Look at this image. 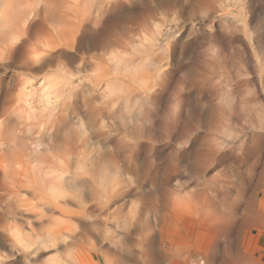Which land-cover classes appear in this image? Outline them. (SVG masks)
Instances as JSON below:
<instances>
[{"label":"clouds","instance_id":"obj_1","mask_svg":"<svg viewBox=\"0 0 264 264\" xmlns=\"http://www.w3.org/2000/svg\"><path fill=\"white\" fill-rule=\"evenodd\" d=\"M104 2L73 0L71 8L76 10L77 27L87 26L97 42L71 67L62 57L53 56L61 45L41 41L38 35L29 39L26 31L29 21L35 18L56 35L63 22L49 16L48 10L61 7L57 0L25 4L22 7L28 11L22 18L12 23L6 19L0 25V71L11 69L16 77L12 111L24 121L21 128L35 133L36 138L41 133L51 135L57 117L66 114L73 101H80V114L61 144H42L37 139L36 143L29 140L18 145L15 138L0 140V151L7 154L5 166L17 182L28 181L23 186L35 187L39 193L27 205H20L11 219L0 218V264H51L53 260L55 264H251L225 226L233 216L264 215V197L249 203L243 183L253 177L245 158V144L251 154L258 136L264 150V89L258 88L254 100L239 106L242 122L228 112L220 117V127L211 137V143L219 151L232 150L225 154L237 165L230 173L216 177L211 187L203 186L205 199L210 197L216 204V217L210 221L217 230L215 239L209 242L205 235L197 244L179 248L153 245L146 249L141 237L132 235L139 228L141 205L134 201L126 211L121 204L109 207L121 189L135 180L134 173L121 176L112 149L101 147L105 134L110 135L117 125L120 131H127L122 116L126 119L128 100L113 92L112 85L117 79L126 80L128 88L136 85L137 81L127 75L131 70L128 65L133 63L143 69L141 75L150 91L163 88L168 77L174 82L181 65L193 55L185 49L184 37L178 29L182 24L195 28L193 6L208 5L213 0H142L146 8L142 21H133L116 34L103 31L100 13H93ZM0 5L6 18L10 10L21 8L13 0H0ZM62 7L63 11L68 10L66 5ZM198 15L200 27H210L212 17L203 22V14ZM120 60L126 63L122 65ZM96 67L105 70L99 81L97 72L89 70ZM50 84L55 87H49ZM102 84L106 87L101 88ZM233 120L237 123L233 124ZM225 126L231 128L230 135L222 131ZM259 170L264 172V164ZM62 200L77 205L73 215L78 220H73L69 227H63V221L55 227L45 226L46 220H60L50 212L60 208ZM84 233L89 234L87 248L78 242ZM49 249H56V256L42 257L41 253ZM261 255L264 256V250Z\"/></svg>","mask_w":264,"mask_h":264},{"label":"bare ground","instance_id":"obj_2","mask_svg":"<svg viewBox=\"0 0 264 264\" xmlns=\"http://www.w3.org/2000/svg\"><path fill=\"white\" fill-rule=\"evenodd\" d=\"M135 1L136 0H132L131 3L126 4L124 0H105L104 6L102 8H94L93 13L97 11L100 13L103 31L110 33V28L117 26V23H119L118 18L123 14L127 13V16L136 14L130 13V15V11L128 12V6H130V8L132 6H135L133 4ZM33 2H35V0H13L14 4L20 6ZM57 3L61 5V7L50 8L48 10V15L54 19H60L63 22V27L69 25V29L66 28L67 30H65L62 27L56 35H53L51 31L47 30L43 25L40 33L35 32V34H31L29 26H27L26 31L28 33L29 39H33L38 35V38L41 41L51 43L53 46L61 45L60 47L56 48V52L53 53V56L58 55L62 57L68 63L69 67H71L75 62L79 61L81 56L89 47H96L97 37L88 31L87 26L79 28L77 27L75 23L76 10L71 8L73 0H57ZM138 4H140L141 8H139V6L137 5V9H141V12L143 13L142 14L140 12V14L142 15H137L140 16L138 17L139 21L137 22H140L145 15L146 8L142 6V0L141 2H138ZM64 5L67 6V11H63L62 6ZM27 11V9L20 8L19 11H16L15 13L12 12V14L14 13L13 16L10 10V14L8 13V16H11L10 18H8L7 16L8 22H14L18 18H22ZM61 12H63V15H61ZM192 12L196 16V18L193 20V23H196V27L192 28L187 24H182L180 29H178L179 34L184 37L185 49L188 51H192L193 55L181 65V72L177 75L178 81L176 83H178V88L175 87L177 90H175L176 92L174 91L175 93L173 94V98H170V101L171 99H173V106L170 109L168 108V110L165 109L166 111L163 109L161 111L159 107V104L161 105V102L164 100H161L162 91L168 85L170 77L167 78V81L163 88H157L155 91H150V85H147V82L143 80L141 75L143 69L135 63L128 65L131 70L127 73V75L130 76L133 80L137 81L136 85L131 88L125 87L128 82L126 80L122 82L119 79H117L112 85V91L115 93H117V91L119 92V90L121 89H125L128 92L132 90L134 93L132 97L130 95V98H127V107L129 111L126 114V119L122 116V119H124V126L127 131H120V126L117 125V128L113 129L110 135L105 134V139L101 143V147L112 149L113 153L115 152L113 155V159H115V154L119 151H122L123 154H127L133 152L135 148L139 149L141 145L143 146H141L142 148H145L143 145L145 141H151V139L153 140V138H155L157 135H161V137H163L166 134L165 136L167 137V134L173 133L174 135V133H176V135H174L175 138H173L174 141H177V145L173 143L177 146L176 148H178L179 144L181 143H190L189 147L184 150L183 154L187 155L190 152L193 154L191 159L194 158V160H191V171L196 178V182L195 187L193 185V189H189L190 192L189 190L186 191L189 196L186 195V192H184V196H188L187 202L190 203L189 207L190 210H192L191 212L193 213L191 214L195 216L197 221L203 223L206 231L212 235L213 239H215L217 230L211 227L210 221L216 217V204L210 197L208 199H205L203 195V186L207 185L208 187H211L215 183L216 177H218L219 175H226L230 173V170H228L229 166L235 168L237 165L236 161L230 160L229 156L225 154L226 152L232 150L225 148L224 152L219 151L216 146L211 143V137L220 127V117L228 112H232V114L237 117V120L239 122H242L244 117L239 110V106L241 104H247L249 101L254 100L257 97L258 88L264 89V0H213V2L208 5H194ZM137 13L139 14V11ZM257 13L261 14L257 17ZM198 14H203V17L205 18L203 22H206L209 16L212 17L210 27H200V16ZM0 15L1 22H5L3 20V12ZM37 15H39V13H37ZM253 19H256L255 24H253ZM33 20L36 19L34 18ZM33 20L31 21L33 22ZM125 20L128 19L125 18ZM133 20L134 19H130V22L132 23ZM118 28H120V26ZM122 29L121 31L119 29L116 33H119V31L122 32ZM116 33L114 31V33L112 34ZM23 42L24 41H22V43ZM119 62L122 65L126 63L123 60H120ZM89 70L97 72V81L102 79L105 75V70L102 67H96ZM139 70L141 71L140 75L138 73ZM49 87H55V84H50ZM100 87L104 88L106 87V85L102 84ZM139 87H142L141 90H144L143 88H145V90L141 92ZM136 89L139 90V92H134L136 91ZM6 91H4L5 96H3L5 100L0 109V121H3V123L0 124V140H3L4 138H15L18 145L25 144L29 140H32L33 143H36L37 139L39 140V143L42 144H61L64 140V137L69 133L71 129V121L75 122L76 115L80 114V101L79 99H77L73 101L72 105H70L66 109V114H62L57 117L55 121L54 131L51 135L41 133L40 137L36 138L35 133L29 131L27 128H21V125H23L24 121L20 119L21 116L19 114L12 111V106L14 103V93L12 92V90L6 89ZM77 95H79V93ZM164 96L166 95L164 94ZM138 109L141 110L139 113L137 111ZM17 118L22 120V122L20 121V124H16L15 120ZM237 120H233V124L237 123ZM17 129H20L19 134H17ZM222 131H224L225 135H230L232 130L230 127L225 126ZM161 133L165 134L162 135ZM159 138L160 137H158V140ZM166 139L168 140V138ZM153 147L154 146H152V148ZM251 147L255 149V151L251 154L248 153L249 145L247 143L244 147V152L246 154L245 158L249 160V172L253 174L251 180L245 179L243 181L244 185L247 188L249 203L258 200L261 197H264V191H261V188H264V179H262V177H264V172L259 171L260 173L257 174L259 175V178H257V182L252 185L253 180H255L254 176H257L255 175L257 173V166L259 165L260 160H262L261 154H264L262 153V145L258 136L253 141ZM172 148L174 149L175 146L173 147L172 145ZM172 148L171 150H173ZM182 148L184 149L183 146ZM148 150L150 149L148 148ZM155 152L157 151L154 150V154ZM139 153L140 151L138 152V154ZM150 154L151 153H149V155ZM183 154L178 152V150L177 152H175V156L179 158L180 161L184 157ZM119 155L117 157L122 158L119 157ZM125 156L126 155H124V157ZM136 156L138 155H135V157ZM6 157L7 154L0 151V193H3V195H0V218L7 217L11 219V216L17 212V209L20 205H27L30 200L37 198L39 193L36 191L35 187L23 186L25 183H28V181L17 182L14 175L5 166L7 164ZM146 157L147 156L145 155L144 159L147 160ZM149 157L150 156H148V158ZM136 158L138 159V157ZM124 159L125 158H123V160ZM128 159L125 160L128 161ZM144 159L141 160L143 161ZM146 160L144 162H146ZM225 160H228L229 162L224 163ZM136 161L134 160V162ZM142 161L140 162L142 163ZM146 163V165H148V162ZM241 163H243V160L241 161ZM127 164L128 162L126 163V165ZM143 164L144 167L145 163ZM129 165L130 164H128V166ZM191 165L187 164L186 167L189 166L191 168ZM128 166L122 168L125 169ZM119 167L121 168V166ZM146 167H148L149 169L150 165ZM181 167H183V165ZM186 167L184 166L183 168L188 170V168ZM143 171L145 170L143 169ZM126 172L128 173V171ZM133 172L135 173L136 171ZM137 174L139 175V173ZM180 174H177V176L179 177ZM136 176L137 175L135 174V177ZM147 177L144 172V174H141L140 178H135L136 180L140 181L139 185L138 182H134V184L138 185V188H141V193L139 192V189H137V192L140 193V197L142 200H148L150 195L151 199L153 200L151 202L152 204H154L153 207H157L160 205L166 210L171 211L172 209L173 211H175L174 209H179L180 207L186 205L184 204L187 203L184 202L186 199H182L184 198L183 191H180V193H182V198L173 196L172 190L176 188H173L172 190L169 188H164V191L161 193L160 197H158L154 193L152 194V192L151 194L148 193L147 188L150 182L148 181L149 179L147 180ZM176 179L174 181V184H177ZM13 183H15L16 186L10 187V185ZM134 184H132L131 186L125 185L121 189L118 198L114 200L109 207L112 208L116 207L117 204H121L123 205V208H127L128 204H130L132 201L131 197L134 194V192L132 191V186ZM134 191L136 190L134 189ZM259 192L261 193L260 195ZM178 193L179 192H177V194ZM137 196L139 198V194ZM13 200L19 202L17 206L18 208L16 207V202ZM11 202H15L14 207L16 208L10 205ZM76 210L77 205L73 201L62 200L60 201V208L53 209L50 212V215L59 217L60 220H46L44 224L48 227H55L56 225L60 224L61 221H63L64 223L62 226L69 227L73 220H78V218L73 215ZM168 212L170 213V211ZM26 215L31 216L32 214L27 213ZM225 227L226 230L235 237L238 250L250 258L251 264H262L257 260L258 258H255V256H250L247 253L248 250L247 252L244 250L245 245H243L242 247L240 244V239L243 237L240 238V236L246 228L257 230L260 233V230L264 231V215L246 214L245 216L239 218L233 216L227 220ZM144 228L139 229L136 233L142 238L140 242L143 245L147 246L148 243H145L150 236V229ZM247 232L248 230L246 231V233ZM88 237V233H84L79 237L78 242L84 248H87V245L89 243ZM244 240L245 239H243L242 241ZM249 240L250 239H248L247 241L249 242ZM173 244L171 243L170 246H172ZM247 246L246 248L249 247ZM56 254V249H49L47 252H42L41 256L44 258L55 257ZM85 258L86 256L84 257V259ZM17 259H19V257H17ZM263 259H261V262ZM51 264H55V260H53Z\"/></svg>","mask_w":264,"mask_h":264},{"label":"rangeland","instance_id":"obj_3","mask_svg":"<svg viewBox=\"0 0 264 264\" xmlns=\"http://www.w3.org/2000/svg\"><path fill=\"white\" fill-rule=\"evenodd\" d=\"M67 1V0H66ZM135 5V6H132V5ZM131 6L132 7H134V8H130V6H128V8H129V10H128V12H129V14L131 13H136V14H134V15H132V16H135V17H132V16H127L126 14H123L122 16H120L119 18H118V22L119 23H117V26H118V24H119V26H120V28H118L117 26V28L116 27H113V28H110V33H114V31H115V33L116 32H118V30L120 29V31H121V29H122V27H123V29L125 28V26L126 25H128V23H131L130 22V19H134L133 21H135L136 19V22L137 21H139V18L138 17H140V16H137V15H142L143 13L141 12V9H137L138 8V6H139V8H141L140 7V4H138V2L136 3V1L133 3ZM138 5V6H137ZM21 8H23L22 7V5H21ZM15 9V8H14ZM12 9L11 10V14H12V12H16V11H19V10H17V9ZM135 9V10H134ZM139 11V14L137 13L138 11ZM136 11V12H135ZM3 11H2V6L0 5V14L2 13ZM140 12L142 13V14H140ZM13 13V14H14ZM9 14H10V12H9ZM12 14V15H13ZM128 14V15H129ZM130 14V15H131ZM126 15V16H125ZM1 16V15H0ZM11 16V15H10ZM10 16H8V18H10ZM14 16V15H13ZM136 16H137V18H136ZM121 17H123V18H121ZM128 17V18H127ZM132 17V18H131ZM125 18L126 19H128V20H125ZM130 18V19H129ZM7 18L6 17H4V15H3V20L5 21ZM120 20H121V22H120ZM10 21V20H9ZM132 21V22H133ZM7 22H8V20H7ZM2 23H4V22H1V20H0V24L1 25H3ZM8 23H12V22H8ZM32 23V24H31ZM28 26H29V30L31 31L30 33L31 34H35V32L36 33H40L41 32V30H42V24H41V22L39 21V20H33V22L31 21V22H29L28 23ZM31 26V27H30ZM31 28V29H30ZM66 28H68L69 29V25H67V26H65V27H63V29H65V30H67ZM116 28V29H115ZM112 29H113V32H112ZM122 29V30H123ZM120 31H119V33H120ZM137 43H139V41H136ZM135 42V43H136ZM172 52H174V46H173V48H172ZM74 54V53H73ZM140 71V70H139ZM138 71V73H139V75H140V73H141V71L139 72ZM138 75V76H139ZM14 79H16V77H15V75H14V72H13V70H11V69H6V70H3V71H0V85H2L3 86V90L2 91H0V109H1V107H2V105H3V102H4V100H5V98H4V96H5V92L4 91H6V89H8V90H12V89H14V87L15 86H13V85H15V80ZM177 79V80H176ZM172 81V78L170 77V80H169V82H171ZM178 81V78H177V76L175 77V80H174V82H171L170 83V85H169V83H168V85L166 86V88H164V89H166V90H164L163 89V91H162V95H161V100H163L162 102H161V105L159 104V107H160V110L162 111V109L163 110H168V108L170 109L173 105V103H172V100L173 99H171V101H170V98H173V94L176 92L175 90H177L176 88H178V83H176ZM147 85L149 86V84L147 83ZM12 87V88H11ZM145 87V86H144ZM176 87V88H175ZM140 88V91L141 92H143L144 90H145V88H143L144 90H141V88L142 87H139ZM126 91L125 89H121V90H119V92L117 91V94L118 95H121V96H124V97H126V99L131 95V97H132V95H134V93H133V91L131 92V91H126V92H124V91ZM121 91H122V93H121ZM175 91V92H174ZM7 92V91H6ZM129 93V95H128V93ZM134 92H139V90H137L136 89V91H134ZM124 93V94H123ZM164 94L167 96H164ZM172 94V95H171ZM4 95V96H3ZM170 97H169V96ZM172 96V97H171ZM163 97V98H162ZM168 98V99H165V98ZM4 98V99H3ZM160 100V101H161ZM170 102V103H169ZM160 103V102H159ZM165 110V111H166ZM18 119V118H17ZM15 120L16 121V124H20V121L22 122V120H20V119H22V118H20V119H18V120ZM72 123V125H73V123H74V121H71ZM71 125V126H72ZM162 135H164L163 133H161ZM166 135V134H165ZM163 136V137H161V135H157L155 138H153V140L151 139V141L150 140H148V141H145V143L143 144L144 145V147L145 148H142L141 146H140V148L138 149V148H135L134 150H133V152L135 153V155H138V156H136V157H138V159L135 157V155H134V153L133 152H130V153H127V154H123L122 153V151H119V152H117L118 153V155H119V157H122V158H118L117 156V153L115 154L116 156V158H115V160L116 159H118L117 161H118V163H119V166H121V168H120V174H121V176H125V174L127 175V174H132V172L133 171H136L134 174H136L137 176V178H140V176H141V174H144V172H145V174H146V177H147V175H148V177H147V180L150 182V184L148 185V188H147V186H146V188L148 189V193H150L151 194V192H152V194L154 193V194H156L158 197H160L161 196V193L164 191V188L166 189V188H169V189H173V188H176V189H173L172 190V194H173V196L174 197H179V198H182V193H180V191L182 192L183 191V197L184 198H182V199H186L184 202H187V200H188V196H189V194L186 192V191H188L189 189L191 190V189H193V185H194V187H195V180H196V178H195V176H194V174H192V163H191V160L193 161L194 160V158L193 159H191V157L193 156V154L190 152L189 154H183V152H184V150L185 149H187L188 147H189V144L190 143H181V144H179V142H178V144H179V146H178V148H176L177 146V141L175 140L174 141V139L173 138H175V136L174 135H176V133H174V135H173V133H170V134H167V137L166 136ZM174 136V137H173ZM158 137H160L161 138V140H160V138H159V140H158ZM166 138H168V140L166 139ZM155 139V140H154ZM172 139V140H171ZM172 142H171V141ZM153 141V142H152ZM155 141V142H154ZM167 141H170V142H167ZM174 141V142H173ZM150 142V143H149ZM156 143V144H152V143ZM169 143V144H168ZM173 143H175V144H173ZM150 145V146H147V145ZM173 145V147L175 146V148L173 149L172 148V145ZM171 145V146H170ZM184 145H187V146H184ZM146 146H147V148H146ZM152 146H154L153 148H152ZM182 146L184 147V149L182 148ZM179 147H181V148H179ZM186 147V148H185ZM148 148L150 149V150H148ZM171 148L174 150H171ZM141 149H142V151H141ZM143 149H144V151H143ZM152 149V150H151ZM136 150V151H135ZM154 150H156L157 152H155V154H154ZM170 150H171V152H170ZM176 150V151H175ZM177 150H178V152H180L181 154H183V158L181 159V161H180V159L179 158H177L176 156H175V152H177ZM140 151V156H139V154H138V152ZM151 151V152H150ZM182 151V152H181ZM147 152H148V155H147ZM172 152H174V153H172ZM115 153V152H114ZM142 153V154H141ZM149 153H151L150 155H149ZM153 153V154H152ZM262 153H264V150H263V152ZM122 154H123V156H122ZM130 154V155H129ZM171 154V155H170ZM174 154V155H173ZM191 154V155H190ZM124 155H126L125 157H124ZM130 157H129V156ZM132 155H134V156H132ZM145 155L147 156L146 158H147V160H149V161H147L146 159H144V157H145ZM153 155V156H152ZM173 155V156H172ZM186 155V156H185ZM262 156H261V158H262V160H260V163H259V165L257 166V173L255 174V175H257L258 173H260L259 171V167L262 165V164H264V158H263V155L264 154H261ZM131 156H132V158H131ZM141 156H142V158H141ZM144 156V157H143ZM148 156H152L151 158L149 157L148 158ZM174 156H175V158H174ZM136 159H135V158ZM187 157V158H186ZM189 157H190V159H189ZM123 158H125V159H128V161L127 160H123ZM133 158H134V160L136 161V160H140V161H142L141 159H144L143 161H142V163L140 162V161H136V162H134V160H133ZM141 158V159H140ZM177 158V159H176ZM121 159V160H120ZM177 160V161H175V160ZM146 160V162H148V165H146L147 163L146 162H144ZM178 160H179V162H178ZM121 163H120V162ZM123 161H124V163H123ZM126 161V162H125ZM130 161V162H129ZM133 161V162H132ZM182 161H183V163H182ZM186 161V162H185ZM189 161V162H188ZM128 162V164H130L129 166H128V164L126 165V163ZM175 162H176V164H175ZM262 162V163H261ZM123 163V164H122ZM143 163H145V166L144 167H146V166H149L150 165V167H149V169H148V167H146V168H144L143 167ZM181 163V164H180ZM122 164V165H121ZM175 164V165H174ZM177 164H180V165H177ZM187 164H189V165H191V168L188 166V167H186L187 166ZM128 166L127 168H122V167H126V166ZM133 165V166H132ZM135 165V166H134ZM183 165V167L185 166L186 168H188V170L187 169H185V168H183V167H181ZM134 167H135V169H134ZM137 167V168H136ZM142 167H143V169L145 170V171H143V169H142ZM131 168H133V169H131ZM181 168V169H180ZM185 169V170H183V169ZM228 169V168H227ZM128 171V173L126 172V171ZM133 170V171H132ZM143 172H142V171ZM183 170V171H182ZM228 170H230V172L233 170V168H232V166L230 167L229 166V169ZM126 173H125V172ZM138 171V172H137ZM140 171V172H139ZM185 171V172H184ZM187 171V172H186ZM229 172V171H228ZM137 173H139V175L137 174ZM179 175L180 173V176L178 177L177 176V174ZM189 173H191V174H189ZM150 174V175H149ZM174 174H176V175H174ZM175 176V177H174ZM191 176V177H190ZM135 177V178H136ZM174 177V178H173ZM136 178V179H137ZM174 180H173V179ZM177 178V179H176ZM194 178V179H193ZM257 178H259V175H257V176H254V179L255 180H253V184L252 185H254L256 182H257ZM134 180V182L135 183H137L138 182V185H139V183H140V181L139 180ZM172 179V180H171ZM175 179H176V182H177V184L175 183L174 184V181H175ZM190 179H192L193 180V182H192V180H190ZM134 184V183H133ZM134 185H136V184H134ZM132 186V191L134 192V194L132 195V197H131V199H132V201H131V203L130 204H128V206H127V208L125 207L124 208V210L126 211L129 207H131L132 206V202H138L140 205H141V207H140V210H139V214H138V220H139V228H138V230L139 229H143L144 227H146V228H144V229H150V231H149V233H150V236L148 237V239L146 240V243L145 244H147L148 243V245L147 246H149V247H147V246H145V247H147L146 249H151L152 248V246L153 245H155V244H157V246H159V247H161V248H167L168 247V245L170 246V244L172 243H174L173 245H175V246H177V247H181V246H184V245H191V244H197V243H199L200 241H201V239L205 236V235H209L208 236V240L210 239V241L209 242H211V241H213L214 239H213V237H212V235L210 234V233H208L207 231H206V229H205V227H204V225H203V223L202 222H200V221H197V219L195 218V216L194 215H192L193 213L191 212L192 210H190V207H189V205H190V203L189 202H187V203H184V204H186V205H184V206H182V207H180L179 209H174L175 211H173V209H172V211L171 210H166L165 208H163L162 206H157V207H153L154 206V204H152L151 202L153 201L152 199H151V197H150V195H149V199L147 200H142L141 199V197H140V193H141V188H138V185H136V186ZM173 186V187H172ZM178 186V187H177ZM181 186H182V189H181ZM190 186V187H189ZM150 187V188H149ZM172 187V188H171ZM189 187V188H188ZM192 187V188H191ZM178 188V189H177ZM180 188V189H179ZM134 189L136 190V191H134ZM137 189H139L140 191V193L139 192H137ZM186 189V190H185ZM175 190H177V191H175ZM190 190H189V192H190ZM176 193H175V192ZM137 192V193H136ZM177 192H179L178 194H177ZM184 192H186V195H188V196H184ZM139 194V198H138V196L137 195ZM160 194V195H159ZM261 193L259 192V195H260ZM140 199V200H139ZM13 201H15V200H13ZM142 201V202H141ZM147 201H149V202H147ZM16 202V201H15ZM15 202H11V206L12 207H14L15 206ZM18 202V201H17ZM16 202V207L18 206V204H19V202L17 203ZM144 202V203H143ZM146 202V203H145ZM12 203H14V204H12ZM189 203V204H188ZM187 204H188V206H187ZM16 207H14V208H16ZM18 208V207H17ZM168 211H170V213L168 212ZM145 212H146V214H145ZM168 212V213H167ZM192 213V214H191ZM170 214V215H169ZM184 214V215H183ZM159 218V219H158ZM143 227V228H142ZM150 227V228H149ZM152 228V229H151ZM204 229V230H203ZM137 230V231H138ZM244 230V229H243ZM248 230V232L246 233V231ZM137 231H135V232H133L132 233V235L133 236H135V235H137ZM245 231V232H244ZM243 232H244V234H243V232L241 233V236H240V238L241 237H243V238H241L240 240V244H241V246L243 247V245H245L244 247V250L247 252V250H248V254L250 255V256H255V258H258L257 260L260 262V263H264V256H262L261 255V252H262V250H264V231H262V230H260L261 231V233L259 232V231H257V230H252V229H250V228H246L245 230H244ZM256 231H257V234H256ZM252 234H251V233ZM207 233V234H206ZM249 233V234H248ZM211 235V236H210ZM261 235V236H260ZM141 237V236H140ZM247 237V238H246ZM250 237V238H249ZM253 237H254V240H253ZM142 239V238H141ZM243 239H245L244 241H242ZM248 239H250L249 240V242L247 241ZM141 241V240H140ZM181 242V243H180ZM188 242V243H187ZM247 243V244H246ZM165 244V245H164ZM254 244V245H253ZM260 244V245H259ZM249 247H248V246ZM246 246L248 247V248H246ZM251 249V250H250ZM254 249V250H253ZM250 251V252H249ZM254 253H256V254H254ZM53 255H55V254H53ZM52 256V255H51ZM261 257H263V258H261ZM86 258L88 259V257L86 256ZM86 258H85V260H86ZM259 258H261V259H263L262 260V262H261V259H259Z\"/></svg>","mask_w":264,"mask_h":264}]
</instances>
